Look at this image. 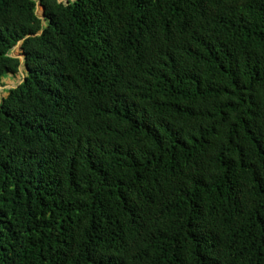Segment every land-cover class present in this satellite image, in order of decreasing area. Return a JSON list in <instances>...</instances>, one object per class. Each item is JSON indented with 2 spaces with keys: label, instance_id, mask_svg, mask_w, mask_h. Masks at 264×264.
<instances>
[{
  "label": "trees",
  "instance_id": "1",
  "mask_svg": "<svg viewBox=\"0 0 264 264\" xmlns=\"http://www.w3.org/2000/svg\"><path fill=\"white\" fill-rule=\"evenodd\" d=\"M0 0V264H264V0Z\"/></svg>",
  "mask_w": 264,
  "mask_h": 264
},
{
  "label": "rangeland",
  "instance_id": "2",
  "mask_svg": "<svg viewBox=\"0 0 264 264\" xmlns=\"http://www.w3.org/2000/svg\"><path fill=\"white\" fill-rule=\"evenodd\" d=\"M35 1L37 3L36 14L38 15L39 18H41L44 21L43 8L40 4V1L39 0H35ZM61 2L66 4L65 0H62ZM21 45L22 43H19L11 51V55L15 58H18L21 61L20 70L16 75L9 74L0 83V103L2 102L3 98H5L8 95L9 90L20 85L24 81V78L26 77L27 70L24 67L25 56L21 50Z\"/></svg>",
  "mask_w": 264,
  "mask_h": 264
},
{
  "label": "water",
  "instance_id": "3",
  "mask_svg": "<svg viewBox=\"0 0 264 264\" xmlns=\"http://www.w3.org/2000/svg\"><path fill=\"white\" fill-rule=\"evenodd\" d=\"M58 1L61 2L62 0H58ZM71 1L74 2L75 0H71ZM65 2H66V4H68V3L70 2V0H65ZM61 3H62V2H61ZM42 8H43V14H44L45 8H44V7H42ZM19 43H22V41L19 42ZM19 43H18V44H19ZM18 44H17V45H18ZM24 67H25L26 70H27V66L25 65Z\"/></svg>",
  "mask_w": 264,
  "mask_h": 264
}]
</instances>
